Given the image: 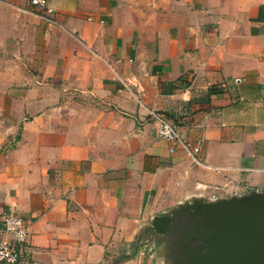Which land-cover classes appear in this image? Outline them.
I'll return each mask as SVG.
<instances>
[{
    "label": "crops",
    "instance_id": "1",
    "mask_svg": "<svg viewBox=\"0 0 264 264\" xmlns=\"http://www.w3.org/2000/svg\"><path fill=\"white\" fill-rule=\"evenodd\" d=\"M47 1L0 0V211L28 224L21 264H178L154 215L264 192V0ZM149 110L202 140L200 163Z\"/></svg>",
    "mask_w": 264,
    "mask_h": 264
},
{
    "label": "water",
    "instance_id": "2",
    "mask_svg": "<svg viewBox=\"0 0 264 264\" xmlns=\"http://www.w3.org/2000/svg\"><path fill=\"white\" fill-rule=\"evenodd\" d=\"M178 264H264V192L214 202L193 200L152 217Z\"/></svg>",
    "mask_w": 264,
    "mask_h": 264
},
{
    "label": "built area",
    "instance_id": "3",
    "mask_svg": "<svg viewBox=\"0 0 264 264\" xmlns=\"http://www.w3.org/2000/svg\"><path fill=\"white\" fill-rule=\"evenodd\" d=\"M27 2L47 13L54 12L47 0H27ZM147 115L157 124L156 134L167 143L169 153L181 149L189 154L194 162H201L198 156L202 150V140L195 144L184 140L178 126L163 112L149 110ZM29 236L28 224L14 209L0 211V264H21L26 261L30 253Z\"/></svg>",
    "mask_w": 264,
    "mask_h": 264
},
{
    "label": "rangeland",
    "instance_id": "4",
    "mask_svg": "<svg viewBox=\"0 0 264 264\" xmlns=\"http://www.w3.org/2000/svg\"><path fill=\"white\" fill-rule=\"evenodd\" d=\"M8 35V34H7ZM7 40H8V42H11V41H13V38L12 37H7ZM18 52L19 50L18 49H16L15 47H14V45L12 44V43H8L7 44V48H6V52L8 53V55H12V54H14V52ZM2 52H5L4 50H0V53H2ZM2 63H4V62H2ZM5 64V63H4ZM14 64V62H11V70L12 71H14V69H15V66L13 65ZM0 67H2L1 66V62H0ZM9 144H11V143H8V145ZM157 235H155V236H153L154 238H150V236L149 237H147L146 238V240L148 241L147 243H149V245H150V248H151V246L152 245H154V246H156L157 247V243H160V242H165L166 241V239H164V240H159L157 237H156ZM166 238H168V237H166ZM155 243V244H154ZM121 246H119L118 247V251L116 252V254L114 255L116 258L117 257H120V255H121ZM115 257H113V260L115 259Z\"/></svg>",
    "mask_w": 264,
    "mask_h": 264
}]
</instances>
